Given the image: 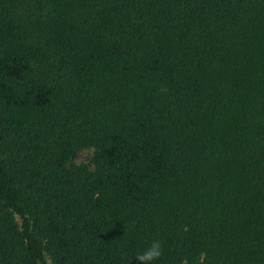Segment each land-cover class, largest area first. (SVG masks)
Returning <instances> with one entry per match:
<instances>
[{"label":"trees","instance_id":"obj_1","mask_svg":"<svg viewBox=\"0 0 264 264\" xmlns=\"http://www.w3.org/2000/svg\"><path fill=\"white\" fill-rule=\"evenodd\" d=\"M154 240L264 264V0H0V264Z\"/></svg>","mask_w":264,"mask_h":264},{"label":"clouds","instance_id":"obj_2","mask_svg":"<svg viewBox=\"0 0 264 264\" xmlns=\"http://www.w3.org/2000/svg\"><path fill=\"white\" fill-rule=\"evenodd\" d=\"M162 255L163 248L161 241L154 240L146 250L136 254V260L139 264H155V262L158 261Z\"/></svg>","mask_w":264,"mask_h":264},{"label":"rangeland","instance_id":"obj_3","mask_svg":"<svg viewBox=\"0 0 264 264\" xmlns=\"http://www.w3.org/2000/svg\"><path fill=\"white\" fill-rule=\"evenodd\" d=\"M93 151L94 150L91 147L81 149L78 152L77 157L73 160V163L76 165H79V164L89 165L92 155H93ZM89 166L91 167V165Z\"/></svg>","mask_w":264,"mask_h":264}]
</instances>
